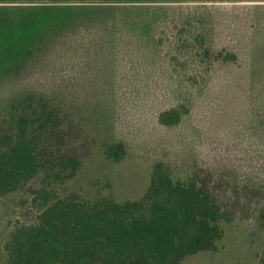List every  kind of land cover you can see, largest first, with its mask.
<instances>
[{"label":"trees","instance_id":"trees-1","mask_svg":"<svg viewBox=\"0 0 264 264\" xmlns=\"http://www.w3.org/2000/svg\"><path fill=\"white\" fill-rule=\"evenodd\" d=\"M252 10L0 0V201L17 211L0 264H182L219 253L240 223L264 264V49ZM146 110L180 129L181 150L157 151L143 193L67 194L92 156L125 160L119 126Z\"/></svg>","mask_w":264,"mask_h":264},{"label":"rangeland","instance_id":"rangeland-1","mask_svg":"<svg viewBox=\"0 0 264 264\" xmlns=\"http://www.w3.org/2000/svg\"><path fill=\"white\" fill-rule=\"evenodd\" d=\"M246 2L247 5L255 7L249 18L252 15L255 18L259 16L258 25L253 29L256 31L254 44L264 49V0ZM261 81L264 78L261 77ZM118 130L127 151L125 160L118 165L107 166L101 156H92L83 165L78 177L64 188L67 194L93 197L100 191L113 193L119 198H136L148 185L152 163L158 156L157 151L163 148L165 152L176 154L181 150L180 129L167 130L157 126L149 110L141 112L135 119H130L123 128L119 126ZM16 219L17 211L12 200H1L0 248L7 225ZM225 231L219 253L197 255L182 264H258L261 240L250 235V227L245 223L233 224L226 226Z\"/></svg>","mask_w":264,"mask_h":264}]
</instances>
